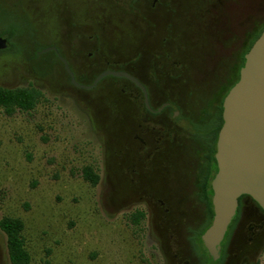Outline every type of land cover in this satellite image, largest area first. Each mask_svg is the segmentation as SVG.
<instances>
[{"label": "rangeland", "instance_id": "rangeland-1", "mask_svg": "<svg viewBox=\"0 0 264 264\" xmlns=\"http://www.w3.org/2000/svg\"><path fill=\"white\" fill-rule=\"evenodd\" d=\"M151 1L0 0V8L9 7L20 27L13 39L16 51L0 54V88L32 87L39 93L28 112L6 115L0 108V218L22 222L28 264H176L173 255L189 249L183 231L159 225L162 209L170 216L177 206L161 194L152 202L133 194L138 188L166 193L175 204L182 190L178 184L185 150L161 154L131 183L138 153L133 147L139 143L130 135L141 124L139 116H145L140 98L132 100L122 81L113 77L89 90L74 88L51 52L36 54L54 46L83 85L102 70L126 67V72L148 79L151 56L165 50L159 40L169 24L181 46L179 56L191 67V81L210 83L204 70L209 71L215 60L231 63L228 86L237 79V54L245 53L264 27V0H156L152 8ZM219 2L225 10L217 12ZM205 10L210 18L194 24ZM4 14L0 12V22ZM206 44L213 50L212 59L203 55ZM183 80L164 79L163 85L148 90L152 108L168 101L176 118H205L226 93ZM200 152L194 156L197 161ZM140 163L135 166L140 168ZM86 167L98 176L93 187L82 177ZM182 204L189 214L187 204ZM138 210L144 216L133 224L131 215ZM257 210L252 202H244L236 244L247 232L245 215H256ZM255 249L251 246L248 252ZM248 262L264 264V247ZM0 264H8L1 232Z\"/></svg>", "mask_w": 264, "mask_h": 264}, {"label": "flooded vegetation", "instance_id": "flooded-vegetation-1", "mask_svg": "<svg viewBox=\"0 0 264 264\" xmlns=\"http://www.w3.org/2000/svg\"><path fill=\"white\" fill-rule=\"evenodd\" d=\"M155 2L156 0L151 1V3L149 4L151 8L154 7ZM217 5L219 6L216 7L217 12L225 10V5L222 2H219ZM208 16L209 10H205L196 18V20L192 21L194 24L197 22H204L206 20L205 18H210ZM241 24L242 23L238 24V36L240 37L238 44L240 51L242 49L244 50V32L243 25L241 26ZM163 28L164 35H162L159 40V47H161L162 49L164 48L165 50L154 54V56H151L153 68L149 72L148 79H141L139 77L137 78L132 73L126 72L125 70L127 69V67L117 70H102L98 72L92 79L93 81L97 75L106 70L121 71L135 79V81L139 85H141L146 92L148 108H146L143 103V96L140 88L134 82L122 77H113L119 81H122L123 85L129 91L128 95L132 100L134 98H140L138 101H141V108L143 113L145 114L144 117H142L141 115L139 116V118H142L141 124H137L136 132L133 131L134 134L132 136L130 135L131 138L137 140L139 143V146H137L136 148L135 146L133 147L135 152L138 153L135 154V163L132 164V168L130 170V173L136 177L134 179H130L131 183H134V180L139 177L142 168L144 169V166L146 164H148L150 161L157 158L161 154H164L170 149L185 150V169L180 174L181 178L179 179L178 184L180 189L182 190L175 203L178 205H175L174 202H172L171 197L166 193H154L145 189L138 188L133 194H137V198L139 200H145V202H152L154 196L161 194L165 196L166 198L163 196L162 197L168 200V202L170 201L173 206H177V211H175V213L171 212L170 216H167L169 214V210L167 208H163V215H161L159 219V225L165 226V230L171 232L176 231L179 233L183 231L184 234L187 235L186 240L189 249L185 252L179 250L176 254L173 255L176 264H249V259L251 258L254 261L255 256H257L264 247V212L261 211L257 207V205L247 196H241L238 198L234 216L231 218L229 224L226 227L224 235L219 242L217 258L215 260L211 259L201 241V235L210 226L213 215L211 206L212 192L210 188V182L216 172V166L215 172L212 174V162L210 159L211 155L209 154L208 150V146L211 143V126L209 125L211 118H176L177 111H171L170 102L163 101L158 107L152 108L150 97L147 95V92H149L148 90L163 85L162 80L166 79L168 81H177L182 77L184 78L183 82H189V84L197 88L206 86L207 88L210 87L214 90L225 89L227 93V91L238 79V71L240 69V66L237 71V79L230 86H228V84L230 80L229 68L231 63H229L228 65V63L224 64L219 60L214 61L209 71H207L208 69L204 70L206 71V77H208V80L211 81L210 83L206 84L204 82V79L198 83H196L195 81H191V67L187 65L186 61L181 56H179V49L181 48V46L177 43V37L170 34L171 26L169 24L165 25ZM175 49H177L178 51L176 52ZM48 52H51L57 60L58 56L61 57L57 49L56 53L53 51ZM245 53L243 51L242 53L237 54V56L239 55L238 58L240 61L243 59ZM203 55H206L207 58H214L213 50L210 44L205 45ZM58 62L60 61L58 60ZM241 64H243L242 61L240 65ZM71 73L72 75H74L72 71ZM218 73L221 74V77L218 76ZM66 76L68 77L70 84L69 76L67 74ZM106 77L112 76H105L103 78ZM103 78H101L100 80H102ZM92 81L90 82V84L92 83ZM76 83L83 85L79 82ZM95 85H93L92 87H94ZM166 87L170 88L167 85ZM222 99L219 104L215 106L214 110L219 105H221ZM163 111H167V113L162 118H155L159 116V114ZM134 128L135 126L133 125V129ZM132 130L130 131V133L132 132ZM198 149L201 152L199 154L200 158L197 161L194 156L198 154ZM154 154H157V156H153ZM133 155L134 153L132 151V159ZM158 161L160 165L165 164V162L161 161V159H158ZM136 163H140L141 167H136ZM244 198H246L247 200L243 201ZM246 201L252 202L258 210L256 212V215L251 212L245 215V218L248 219V223L246 225L247 232L245 233V235H241L238 238L240 242L239 244H236L234 237L237 236V233L235 231L240 219L242 218L241 208ZM156 202L159 204V206H163V201L161 199H156ZM182 203H184V205L187 204L186 206L190 210L189 214H187V212L185 211ZM136 212H139L142 215L141 218H143L144 213L142 211L138 210ZM251 246L256 247V249L253 252H248V249Z\"/></svg>", "mask_w": 264, "mask_h": 264}, {"label": "water", "instance_id": "water-1", "mask_svg": "<svg viewBox=\"0 0 264 264\" xmlns=\"http://www.w3.org/2000/svg\"><path fill=\"white\" fill-rule=\"evenodd\" d=\"M6 48L5 38L0 37V51ZM48 51L56 53L55 47L50 46L36 54ZM58 60L75 88L90 89L105 76L126 78L140 88L148 108L144 88L126 73L106 70L90 85H80L74 81L66 61L59 56ZM221 120L213 155L216 172L210 182L213 215L201 235L212 260L217 258L219 242L234 216L239 197H249L264 212V29L244 54L238 79L222 99Z\"/></svg>", "mask_w": 264, "mask_h": 264}, {"label": "trees", "instance_id": "trees-1", "mask_svg": "<svg viewBox=\"0 0 264 264\" xmlns=\"http://www.w3.org/2000/svg\"><path fill=\"white\" fill-rule=\"evenodd\" d=\"M0 12H4L3 22H0V37L5 38L7 42V48L0 51V54L16 51V45L13 39L20 34V27L17 24V20L14 17L13 11L7 8H0ZM264 27L256 33L248 43L247 50L258 37ZM38 49V48H36ZM243 62V59L241 60ZM242 64L240 65V67ZM39 93L32 87L26 88H0V108L6 115H11L15 110L21 112H28L32 110L38 100ZM205 118H211V143L208 146L209 154L211 155L212 162V174L215 172V163L213 159V153L215 151V141L217 132L222 123L221 120V105L210 113L205 114ZM82 177L87 181L90 186H95L98 182V176L94 174L90 168L86 167L82 169ZM142 215L136 212L131 215V222L136 224ZM23 230L22 222L17 218L1 217L0 218V232L4 235L5 250L8 260V264H28L29 256L24 249V240L21 235Z\"/></svg>", "mask_w": 264, "mask_h": 264}]
</instances>
